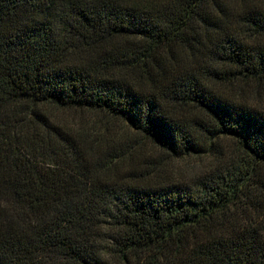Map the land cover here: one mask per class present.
<instances>
[{"label": "trees", "instance_id": "trees-1", "mask_svg": "<svg viewBox=\"0 0 264 264\" xmlns=\"http://www.w3.org/2000/svg\"><path fill=\"white\" fill-rule=\"evenodd\" d=\"M0 264H264V0H0Z\"/></svg>", "mask_w": 264, "mask_h": 264}]
</instances>
